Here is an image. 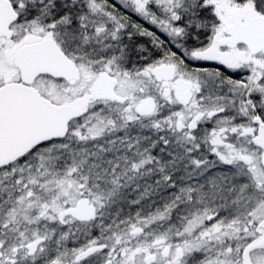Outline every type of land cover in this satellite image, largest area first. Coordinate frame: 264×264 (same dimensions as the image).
<instances>
[{
    "label": "snow or ice",
    "instance_id": "obj_1",
    "mask_svg": "<svg viewBox=\"0 0 264 264\" xmlns=\"http://www.w3.org/2000/svg\"><path fill=\"white\" fill-rule=\"evenodd\" d=\"M0 264H264V0H0Z\"/></svg>",
    "mask_w": 264,
    "mask_h": 264
}]
</instances>
